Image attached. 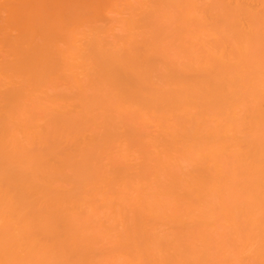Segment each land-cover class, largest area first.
Wrapping results in <instances>:
<instances>
[{"label":"bare ground","instance_id":"obj_1","mask_svg":"<svg viewBox=\"0 0 264 264\" xmlns=\"http://www.w3.org/2000/svg\"><path fill=\"white\" fill-rule=\"evenodd\" d=\"M0 264H264V0H0Z\"/></svg>","mask_w":264,"mask_h":264}]
</instances>
